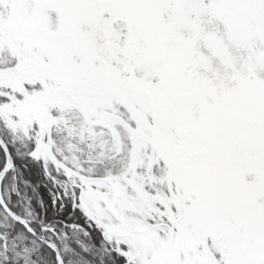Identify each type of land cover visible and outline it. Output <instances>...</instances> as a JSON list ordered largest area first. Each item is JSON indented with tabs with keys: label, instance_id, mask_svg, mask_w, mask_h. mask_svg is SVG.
Segmentation results:
<instances>
[{
	"label": "snow or ice",
	"instance_id": "6c2138e0",
	"mask_svg": "<svg viewBox=\"0 0 264 264\" xmlns=\"http://www.w3.org/2000/svg\"><path fill=\"white\" fill-rule=\"evenodd\" d=\"M0 264H264V0H0Z\"/></svg>",
	"mask_w": 264,
	"mask_h": 264
},
{
	"label": "trees",
	"instance_id": "16d2710c",
	"mask_svg": "<svg viewBox=\"0 0 264 264\" xmlns=\"http://www.w3.org/2000/svg\"><path fill=\"white\" fill-rule=\"evenodd\" d=\"M29 178H34V177H29Z\"/></svg>",
	"mask_w": 264,
	"mask_h": 264
}]
</instances>
